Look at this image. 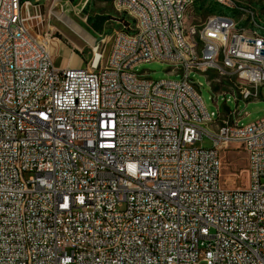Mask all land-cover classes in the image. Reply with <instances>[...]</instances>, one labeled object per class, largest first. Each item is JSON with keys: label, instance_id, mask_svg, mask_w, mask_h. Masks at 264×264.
I'll list each match as a JSON object with an SVG mask.
<instances>
[{"label": "built area", "instance_id": "obj_1", "mask_svg": "<svg viewBox=\"0 0 264 264\" xmlns=\"http://www.w3.org/2000/svg\"><path fill=\"white\" fill-rule=\"evenodd\" d=\"M186 3L120 0L108 57L98 47L89 66L58 67L41 4L0 0V264H264V116L242 124L239 110L261 97L264 65L216 69L218 36L243 17L199 31ZM232 53L264 58V42L231 36ZM150 61L181 78L135 70ZM192 72L227 80L216 98L231 91L237 107L209 112ZM232 143L246 187L221 181Z\"/></svg>", "mask_w": 264, "mask_h": 264}, {"label": "rangeland", "instance_id": "obj_2", "mask_svg": "<svg viewBox=\"0 0 264 264\" xmlns=\"http://www.w3.org/2000/svg\"><path fill=\"white\" fill-rule=\"evenodd\" d=\"M41 4L43 11V22L37 28L39 40L45 38L50 45L56 65L89 66L94 58L95 50L99 47L105 51L108 57L113 35L119 28L116 20L121 16L112 5V0H32ZM194 0L193 7L187 15L186 26L199 28L202 30L209 16L214 14H230L237 21L244 23L254 16L257 20L264 22V0ZM234 2V3H233ZM56 5V6H55ZM52 11H63L81 25L92 37L93 41L76 34L68 25L63 23ZM97 16H106L108 19L103 25L102 32L96 31L92 27L90 19L95 20ZM47 45V44H46ZM80 56L81 59L78 57ZM79 61L74 64V61ZM138 72H146L154 80L161 79H180L181 75L171 74L170 65L161 61L144 62L135 68ZM219 75L212 72L210 75L213 85L208 83L204 74L192 72L191 78L200 86V94L203 102L209 112H216L217 105L221 111L235 109L237 103L231 91L226 94H219L217 90L228 89V81L222 79L215 80ZM201 84V85H199ZM212 96L215 98L213 99ZM226 100V104L224 103ZM239 110L241 111L242 124H248L264 116V86L261 87V97L257 100H251L246 104L239 101ZM245 113H247L245 115ZM196 145L211 147L212 141L203 137ZM222 159V184L229 188L246 187L249 183L247 153L239 143H232L227 149L221 150ZM198 264H206L201 260Z\"/></svg>", "mask_w": 264, "mask_h": 264}, {"label": "bare ground", "instance_id": "obj_3", "mask_svg": "<svg viewBox=\"0 0 264 264\" xmlns=\"http://www.w3.org/2000/svg\"><path fill=\"white\" fill-rule=\"evenodd\" d=\"M57 0H54V3ZM120 0H113V5H118ZM224 1V0H221ZM185 6V27L187 15L193 7L194 0H186ZM56 6V5H55ZM117 11L123 13V6H114ZM52 14L55 15L58 19L63 21L66 25H68L76 34L93 41L90 34L79 25L73 18H71L67 13L63 11H52ZM212 17L219 18L222 21L240 23L230 14H214ZM209 25V19L204 24L201 31H206V27ZM246 26H229L228 34H224V36H218V42L216 43V47L213 49V57L215 58V68L221 69L226 73H236V65L245 64L247 66H255V65H264V58H249L247 54H239L232 53V62H228V55L230 54L231 47V36H240L248 41H256L264 42V22L257 20L254 16H252L247 23ZM139 27H146V20H139ZM249 27V28H248ZM47 44L48 41L45 38H42ZM51 49V48H50ZM169 50L172 52H181V45L178 42H169ZM51 51V50H50ZM208 49H200L198 52V59H207ZM221 82V80H220ZM236 85H254V78L251 76H238L236 78Z\"/></svg>", "mask_w": 264, "mask_h": 264}, {"label": "trees", "instance_id": "obj_4", "mask_svg": "<svg viewBox=\"0 0 264 264\" xmlns=\"http://www.w3.org/2000/svg\"><path fill=\"white\" fill-rule=\"evenodd\" d=\"M108 18L106 16H97L95 18V20L92 21L91 20V24H92V27L96 30V31H99V32H102L103 30V25L105 23V21L107 20Z\"/></svg>", "mask_w": 264, "mask_h": 264}, {"label": "crops", "instance_id": "obj_5", "mask_svg": "<svg viewBox=\"0 0 264 264\" xmlns=\"http://www.w3.org/2000/svg\"><path fill=\"white\" fill-rule=\"evenodd\" d=\"M112 2H113V0H112ZM112 5H113V3H112ZM113 8L115 9V7L113 6ZM116 10V9H115ZM117 11V10H116ZM118 13H122V12H120V11H117ZM80 59H81V57L80 56H78ZM74 64H78L79 65V61H74ZM58 67H61V66H63L62 64L61 65H57Z\"/></svg>", "mask_w": 264, "mask_h": 264}]
</instances>
